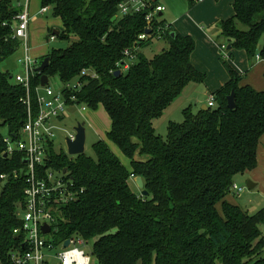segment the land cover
Listing matches in <instances>:
<instances>
[{
	"label": "trees",
	"instance_id": "1",
	"mask_svg": "<svg viewBox=\"0 0 264 264\" xmlns=\"http://www.w3.org/2000/svg\"><path fill=\"white\" fill-rule=\"evenodd\" d=\"M18 1L0 0V65L20 45L11 38L14 16L21 10ZM120 1L40 0L62 24L61 31L50 30L48 37L68 45L37 58L41 63L48 57L49 62L30 81L32 110L39 108L40 76H57L65 84V96L75 95L73 104L105 110L110 121L106 139L131 167L102 140L92 145L94 157L83 153L70 159L49 146L48 158L38 167L41 174L66 169L77 190L76 199L61 207L57 239L79 236L88 241L92 264H264V207L250 214L232 200L231 191L235 177L257 165L264 90L243 84L245 75L225 63L229 80L211 94L215 105L183 109L182 121L169 122L162 138L153 121L189 82H203L205 74L191 62L193 38L170 25L166 48L151 58L135 51L129 68L114 75L124 50L133 49L145 31L142 14L111 20ZM186 1L191 7L199 0ZM232 7L233 15L217 22L219 36L231 49L244 50L248 59L258 55L264 61V0H232ZM14 74L0 66L1 258L16 241L12 229L20 225L26 185L22 154L5 153L4 139H16L26 118V89ZM72 81L80 87L73 89ZM232 91L235 106L230 109L227 96ZM136 176L142 177L147 195L132 191L129 181Z\"/></svg>",
	"mask_w": 264,
	"mask_h": 264
},
{
	"label": "built area",
	"instance_id": "2",
	"mask_svg": "<svg viewBox=\"0 0 264 264\" xmlns=\"http://www.w3.org/2000/svg\"><path fill=\"white\" fill-rule=\"evenodd\" d=\"M31 0L18 1L17 6L21 10L14 16L11 38L20 42L15 53V63L21 67V73L14 74L16 82L22 84L26 89V97L23 103L26 106V118L22 123L16 139L6 137L5 153L19 151L22 154L25 164V187L23 199L18 217L20 225L12 229L16 241L0 257V264H92L93 254L90 243L79 236L58 240L57 223L58 216L61 217V207L74 201L77 197V190L69 173L64 170H46L42 175L40 165L48 158L49 146L54 148L53 135L58 128L57 123L64 116V107L67 104L75 103V95L65 96L62 90L59 93L53 92L47 84L36 88L38 110L31 108L28 95L29 85L35 70L39 67L40 61L31 54L29 45V23ZM50 10L49 6H40L37 13L43 15ZM165 7L160 3H153V0H121L117 5V17L133 14H142L145 20V31L140 33L133 45V49L126 48L123 52V59L117 64L118 71H125L135 60V51H140V44L165 40V34L169 31L170 24L160 23L161 14ZM148 31V32H146ZM50 40L55 36L51 35ZM219 49L224 58L226 55V44H219ZM260 60L259 56L255 57ZM83 70L81 74H86ZM88 74V73H87ZM90 75V74H89ZM73 89L80 87V83L71 85ZM43 88V91H41ZM67 88H70L67 85ZM206 105H215L214 96L209 95ZM83 110V108H82ZM75 131L66 137L74 139ZM67 154V152H65ZM4 175H1L3 178ZM243 187L233 183L231 191L239 195ZM79 191H82L79 189ZM49 227L48 232H43L42 226ZM49 236V238H47ZM69 244L64 247V241Z\"/></svg>",
	"mask_w": 264,
	"mask_h": 264
},
{
	"label": "rangeland",
	"instance_id": "3",
	"mask_svg": "<svg viewBox=\"0 0 264 264\" xmlns=\"http://www.w3.org/2000/svg\"><path fill=\"white\" fill-rule=\"evenodd\" d=\"M20 1L23 2L24 0H20ZM158 3L163 4L167 12L175 11L180 13L182 11H186L187 9L192 8V7L189 8V5L186 0H158ZM39 7H40V0H31L30 3L31 18L29 23V34H30L29 45L31 47L30 48L31 54L37 58H40L41 56H43V54H46L51 48H65L68 45V42H66L65 40H60V39L48 40L50 30L61 31L62 29L61 20L57 17H53L50 10L44 13L43 15L37 13L36 11L39 9ZM240 27L244 29L242 26ZM206 33L210 36L211 39L217 41L218 43L220 42L225 43L226 41L224 37L219 36V34L217 33L214 34L211 31H207ZM192 38L194 40L195 52L199 53L200 46L202 45L201 41L200 39L197 40V38L193 36ZM203 39L206 40L205 38ZM225 44L227 45V43ZM164 48H166V44L163 41L155 40L149 42V44L141 48L140 51H142L147 58H151L154 54L160 52ZM238 52H242V51L233 49L232 53L234 54L235 58L239 57L238 54H236ZM15 55L16 54L12 55L10 58L2 62V64L0 65L1 68H8L12 74L21 73V67L17 66V64L15 63ZM218 60L220 64L223 65L225 68L223 60L221 59L220 56H218ZM212 75L211 76L208 75L209 80L208 78L205 80V82L210 85L213 84V80H211ZM205 82L196 83L195 84L196 86L192 90H190V88H187L185 94L175 101L174 106L170 110L163 112L157 118V123H155L156 134L160 135L162 138H165L167 126L170 120L176 123L182 121L183 109L192 106L189 105L192 103H187V102H185L186 105H184L183 107L181 105V103L184 102L185 95L187 93H190L191 96L193 97L196 96L206 102L208 95L206 89L207 85ZM71 84H73V81L71 82ZM47 86L53 92L59 93L65 87V84H63L58 79L57 76H50L48 77ZM208 88L209 90H212V87H208ZM203 89H205V91L201 93ZM41 91H43V88H41ZM204 104L206 105V103ZM64 110H65L64 111L65 117L64 119L62 118V120H60L57 123L58 128L55 130L52 138L54 143V148L57 152H66L65 137L69 133H72L73 127L76 126L77 123L84 122L85 123L84 124V129H85L84 154L89 157H94L92 145L95 142L102 140L109 146L110 150L119 158V160L129 170L131 169L129 159L121 153L119 148L114 143L106 139L105 132H107V130L109 129L110 121L105 110H103L101 107H98L96 110H92L82 104H67L64 107ZM88 115H92L95 118L93 120L88 121L87 120ZM2 132L5 135H7L6 130H3ZM67 156L70 159L75 158V156H70V155ZM248 175H249L248 173L240 174L235 177L234 183L237 184L239 187H243V190L238 196L232 194L233 196L232 200H234V202L239 204L243 209L247 210L248 213L252 214L264 207V174H262L261 181L259 182L258 186L251 190L245 187L246 181L248 179L252 180L250 177H248ZM129 184L133 192L138 194L141 192V190L136 186L133 179H130ZM261 229L262 232L264 233V226H262ZM47 238H49V236H47Z\"/></svg>",
	"mask_w": 264,
	"mask_h": 264
},
{
	"label": "crops",
	"instance_id": "4",
	"mask_svg": "<svg viewBox=\"0 0 264 264\" xmlns=\"http://www.w3.org/2000/svg\"><path fill=\"white\" fill-rule=\"evenodd\" d=\"M191 7H189L191 9H187L186 11H182L180 13L175 11L167 12L165 8V10L161 14V17L165 20V22L170 24L176 32L182 35H189L191 37L193 36L197 38V40L200 39L202 44L200 46V51L199 53H197L195 52L194 48L191 53L190 59L195 68L205 74L203 82H205L207 78L209 80V76L213 74L211 78V80H213V84L210 85L205 82L207 85V95H211L215 90L219 89L229 80L227 69L226 67L224 68V66L220 64L218 56L221 57L224 65L225 63H228L238 74L245 75L242 80L243 84H248L256 90H264V61H262L261 59L257 60L255 57L251 60L248 59L244 50H240L243 53H236L239 57L235 58L234 54L232 53L233 49H231L230 45L226 41L225 43H227V57L224 58L219 49V44L222 43L214 41L206 33L207 31H211L214 34H220L217 22L219 20L227 19L233 15L232 0H199L195 5ZM203 38H205L207 41ZM48 40H50L49 37ZM158 41H163L167 46L166 40ZM196 83L198 82H189L183 88L179 96H177L171 102V104L164 109L163 112L170 110L174 106L175 101L185 94L187 88H190V90H192L196 86ZM208 87H212V90H209ZM203 91H205V89H203L201 93H203ZM185 102L192 103L189 104L192 105L191 107H189L193 111H197V109H200L202 105H205L204 103H206L204 100H201L196 96H191L190 93H187L185 95V100L181 103L182 107L186 105ZM64 117L65 116H63V119ZM94 118L95 117L92 115L87 116L88 121L93 120ZM170 122L172 121L170 120ZM155 123H157V118L153 121L154 129ZM262 174H264V136L261 138L258 147L256 168L248 175V177L252 179V182L255 183L253 189L257 187L259 182L261 181ZM134 178L132 179L134 180Z\"/></svg>",
	"mask_w": 264,
	"mask_h": 264
},
{
	"label": "water",
	"instance_id": "5",
	"mask_svg": "<svg viewBox=\"0 0 264 264\" xmlns=\"http://www.w3.org/2000/svg\"><path fill=\"white\" fill-rule=\"evenodd\" d=\"M116 19V16L112 17V21ZM148 32V31H146ZM54 34H57L58 31L53 30ZM174 35V32L171 33V36ZM49 58L44 57L39 65V67L36 69L38 72H43L45 68L48 66ZM120 71H115L114 75H119ZM48 78L45 74H42L40 76V85L44 86L47 84ZM227 106L230 109H233L235 106L234 103V93L233 91L227 96ZM201 109H207L206 105H202ZM84 122L77 123L76 126L73 127V130L75 131L74 139H71L70 137H65V146H66V152L70 156H77L84 153L85 149V129H84ZM65 172V169H64ZM134 182L136 186L141 190V195H147V191L144 189V182L141 176H136L134 178ZM255 186V183L252 182V180L248 179L245 183V187L249 190L253 189ZM43 232H48L49 227L47 225L42 226ZM69 244V241H64L63 245L64 247Z\"/></svg>",
	"mask_w": 264,
	"mask_h": 264
}]
</instances>
